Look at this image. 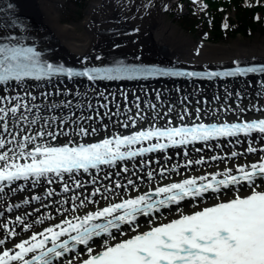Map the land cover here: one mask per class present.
<instances>
[{"label":"bare ground","instance_id":"obj_1","mask_svg":"<svg viewBox=\"0 0 264 264\" xmlns=\"http://www.w3.org/2000/svg\"><path fill=\"white\" fill-rule=\"evenodd\" d=\"M11 1L20 6L17 0ZM167 1L169 0H158L157 7L148 12L142 10L136 15L125 13L129 18L128 23H131L126 27H119L120 25L107 22L111 14L100 9L102 3L90 0L84 10L81 23L78 24L83 26V30L76 32L71 25L59 22L53 8V0H23L26 15L21 18L15 17L17 27H10L4 22L8 18L5 16L6 13L18 16L17 12L7 10L0 12V35L25 34L30 39L24 40L36 44L37 49L40 46L45 50L42 56L47 60L80 68L93 67L107 60L112 61L106 55L123 53V51L133 53L140 62L163 63L165 67L174 65L173 62L176 61L190 63L189 65L193 66L207 65L206 67L182 65L191 69L219 68L223 64H234L232 62L264 59V41L258 46L247 49H244L238 40L230 44H191L168 23L163 22L161 10ZM125 2L123 0L122 3L125 4ZM143 15H147L145 19ZM152 16L153 20H151ZM95 22L98 24L94 25ZM121 28L132 31L133 34L122 36L116 32ZM101 29L105 32L99 33ZM109 29H113L114 32ZM154 49H156L157 59L161 56L157 61ZM97 57L100 59L98 60ZM244 80H222L212 83L185 80L173 83L155 79L139 81L135 84H105V82H85L81 79L63 78L61 81L49 78L44 81L25 80L19 84L10 82L11 86L0 85V96L19 95L24 97L22 102L30 106L34 105L31 112L21 110L28 117L27 121L10 123L14 134L20 132L21 128L25 129L23 134H34L40 130L36 124H44V120L47 119L51 125L49 130L56 132L63 130L66 133V135H58L55 141L46 140L51 144L59 145L69 140L84 143L97 137H112L127 131L150 128L144 127L145 124L158 123L161 125L157 127H166L188 125L194 122L205 123L217 118L219 121H230L264 116V87H262L264 76ZM5 88H7L6 91ZM25 92L31 93V96H35L36 99L33 101L31 96H25ZM187 102L189 103L185 104ZM172 103L181 105L170 106ZM157 105H161V108L156 109L155 112L146 110ZM53 117H55L54 120ZM33 119H37L36 124H31ZM61 120L64 123H61ZM81 127L88 129L90 133L91 129L95 128L96 132L88 136L77 135ZM0 134L11 139L6 133ZM262 135L264 134H252L248 137L239 135L147 153L118 161L115 166L104 165L99 169H90L88 173L79 171L71 177L65 174L63 181L52 176L51 184L47 182V178H41L36 183H33L32 179L16 181L0 193V214H2L0 225L7 224L9 229L14 228L19 235L6 237L3 235L5 229L0 228V238H4L6 243H9L11 240L19 242L21 238L30 236V232H24V226L15 221L17 215L21 216L26 224H31L33 230H43L46 226H54V223L60 222L61 219V212L57 209L63 211V209L71 208L73 204H79V200L72 201L73 195L79 196L80 199L88 197L94 201V203H88L86 207L79 208L75 213L82 217L87 212L95 211L111 203H119L123 199L146 194L169 183L199 178L202 175L210 177V174L222 173L240 165L258 162V157L264 155L259 152L260 148H264ZM48 139L51 138L48 137ZM41 142L43 141H37V143ZM162 142H166L165 139ZM249 143L258 149L257 153H247ZM8 147L18 150L14 144ZM29 147L31 148L32 145ZM5 150L7 149L0 151ZM233 152H236L237 156H232ZM190 160L193 161L192 164H188ZM196 160H203V163L196 164L194 163ZM125 167L128 171H124ZM149 172L153 173L151 178L148 176ZM93 178L95 183L92 182ZM117 178L121 179L117 182L122 185L120 188H116L115 185L92 187V185ZM129 180L133 181V184H129ZM77 181L82 183L79 189L75 188ZM65 182L72 189L70 192L61 191L52 197H47L48 190H63ZM97 188L100 192L96 196H91ZM239 191L243 195L248 189L240 187ZM215 195L207 194L203 203L211 205L214 203ZM232 195L234 192L230 187L223 190L221 198ZM34 196H39L41 199L33 200ZM25 200L29 203L25 204ZM64 200H68L69 203L61 204L60 201ZM17 204L20 205L19 208L15 207ZM180 207L185 212L194 210L192 202L187 200L182 202ZM9 208L12 210L8 211ZM162 211L168 219L175 216V213L168 209ZM49 215L53 217L52 220L45 219L44 224L35 223ZM64 216L72 218L69 213H64ZM138 220L141 228L147 227L144 217H139Z\"/></svg>","mask_w":264,"mask_h":264},{"label":"snow or ice","instance_id":"obj_2","mask_svg":"<svg viewBox=\"0 0 264 264\" xmlns=\"http://www.w3.org/2000/svg\"><path fill=\"white\" fill-rule=\"evenodd\" d=\"M223 27L227 29L228 24L225 22ZM6 39L14 41L16 37L9 36ZM256 72L264 73V66H237L231 71L197 73L119 62L113 67H92L74 72L63 66L42 64L40 53L33 47L0 44V85L5 86H11L10 82L23 83L26 78L41 80L58 73L69 78L86 77L89 81H114L149 76L235 77ZM24 95L31 96V93L25 92ZM31 99L34 101L36 97L31 96ZM23 100L24 97L19 95L0 96V133L11 137L7 139L0 134V150L7 149L0 151V193L16 181L32 179L36 183L41 178H47L51 184L52 176L63 181L65 174L71 177L80 170L88 173L90 169H99L101 165L115 166L118 161L170 146L207 142L220 137H238L241 133L245 137L254 133L264 134V119L257 118L244 123H198L190 127L149 128L131 135H115L97 143L70 146L72 141L69 140L62 146H53L44 138L56 140L58 135L66 133L63 130H49L51 125L47 119L34 134H23L24 128L18 133L12 132L10 123L28 120L21 110L31 112L34 107ZM36 123L37 119L31 120V124ZM95 132V128L90 133L81 127L77 135L88 136ZM153 139L157 142L151 143ZM162 139L167 142H160ZM261 139H264V135ZM38 140L43 142L37 143ZM145 141L149 142L148 147L132 150L133 145ZM13 144L18 150L8 147ZM246 151L255 154L258 149L249 143ZM259 152L264 153V148H260ZM232 156H237V153L233 152ZM192 163L188 161V164ZM194 163L201 164L203 160ZM124 171L128 169L125 167ZM236 173L227 169L211 175L210 179L204 175L183 179L182 182L157 187L152 194L123 199L122 202L87 212L82 217L75 213L94 201L73 195L72 201L79 200V204H73L63 211L57 209L61 212L60 222L46 226L43 230H33L31 224H26L17 215L15 221L23 225V231L30 232V236L9 243L0 238V264H264V155L258 157V162L238 166ZM152 175V172L148 173L149 178ZM219 176L223 178L218 179ZM92 182H96L95 178ZM128 183L133 184V181L129 180ZM81 187V182H75V188ZM115 187L120 188L122 185L116 183ZM230 187L234 195L222 199L223 190ZM240 187H246L248 191L241 195ZM71 190L65 182L63 192ZM99 192L97 188L91 196ZM209 193L216 194L211 205L203 203ZM54 195L53 190L47 191V197ZM153 196L163 198L153 199ZM32 199L40 200L41 197L34 196ZM186 200L192 202L193 211L185 212L180 207ZM24 203L28 204L29 201L25 200ZM60 203L66 204L69 201ZM15 207L19 208L20 205ZM163 209L174 212L175 216L168 219ZM64 213L71 214L72 218H66ZM141 216L145 218L146 228L140 227L138 218ZM45 219L52 220L53 217L49 215L35 223L44 224ZM0 228L5 229L3 235L6 237L19 235L14 228L9 229L7 224L0 225Z\"/></svg>","mask_w":264,"mask_h":264},{"label":"rangeland","instance_id":"obj_3","mask_svg":"<svg viewBox=\"0 0 264 264\" xmlns=\"http://www.w3.org/2000/svg\"><path fill=\"white\" fill-rule=\"evenodd\" d=\"M80 1V5L78 4ZM99 3H102L100 7L103 12H109L111 14V18L108 19L107 22L110 24L120 25L119 27H126L131 22L128 23L129 18L126 17L125 13H129L131 15H136L137 12H142V10H146L148 12L150 9H154L157 7L158 0H125V4L122 3L123 0H97ZM192 4L195 2L200 3L202 5V13L207 15L206 20H209L207 27H190V21H187L184 18H179L180 15L187 13L186 2L187 0H169L167 4L162 8L161 14L163 17V22L168 23L170 27L174 28L176 32L180 33L182 37L188 39L191 44L195 43H223L230 44L235 40H238L242 43L244 49L251 48L252 46H258L264 41V0H189ZM90 0H53V8L55 13L58 15V20L60 23L69 24L73 27L76 32H80L83 30V26H79L81 23V19L84 15V10L89 4ZM177 4V9L173 10ZM195 7V5H193ZM167 8V10H166ZM217 13L220 19L229 18L227 22L228 28L225 29L222 27H213L218 28L220 30L219 35H224L223 39L214 38V32H212L211 22H214V16ZM147 14V13H145ZM124 15V16H123ZM122 16V17H121ZM147 15H143L145 19ZM122 18V19H121ZM142 18V17H141ZM128 19V20H127ZM140 19V18H139ZM153 20V16L151 18ZM193 21L192 19H190ZM5 24L10 25L9 21L5 20ZM127 22V23H126ZM98 24L95 22L94 25ZM91 25V24H90ZM13 26V25H12ZM130 27V26H129ZM241 31H237V30ZM243 29V32H242ZM114 32L113 29H109ZM108 31V30H106ZM105 30H99V33H104ZM118 34L124 35H132V31H127L126 29L121 28L120 31H116ZM200 35V36H198ZM248 42V43H247ZM251 45V46H250ZM40 47V46H39ZM156 49H154V56L156 61L161 58V56L157 59V53H155ZM124 52V51H123ZM126 52V51H125ZM103 57V56H102ZM136 60H139L138 58ZM230 62V61H229ZM179 65L192 66V67H206L207 65H189L186 62H173ZM250 80V79H246ZM244 80V81H246ZM189 102L185 103L188 104ZM181 104L172 103L170 106L178 107ZM160 106V107H159ZM186 108L189 106H185ZM161 105L153 106L146 108L148 112H155L156 109H160ZM63 116V115H62ZM216 119L215 117H211ZM218 119V118H217ZM64 123V122H63ZM39 124V125H38ZM158 124V123H153ZM37 126L40 129L43 127V123H37ZM149 125V124H145ZM48 141H55L47 138H44ZM68 142V141H66ZM73 142V141H72ZM121 179H111L106 180L105 182H101L95 185H92L93 188L98 187H108L111 185H115L117 182H120ZM102 184V185H101ZM63 190L54 191L55 194L60 193ZM60 195V194H59ZM62 196V195H61Z\"/></svg>","mask_w":264,"mask_h":264},{"label":"trees","instance_id":"obj_4","mask_svg":"<svg viewBox=\"0 0 264 264\" xmlns=\"http://www.w3.org/2000/svg\"><path fill=\"white\" fill-rule=\"evenodd\" d=\"M72 1H75V0H72ZM187 1H188V2H186L187 13L180 15L179 18L182 17V18L186 19L187 21H190V27H207L209 25L208 22H210V21L206 20V18L208 16L201 12L202 11L201 10L202 5L200 3H197V2H195V4H192L189 0H187ZM78 4L80 5V1H78ZM193 5H195V7ZM176 9H177V4H175V7L173 10H176ZM214 14L216 16H214V22H211L210 27L212 28V32H214V34H216V35H214V38L223 39L225 36L219 35L221 29L213 28V27H221L222 24H224L225 22L227 23L229 21V18H225L222 20V19H220L219 15L217 13L214 12ZM190 19H192L193 21H191ZM237 31H241V30L238 29ZM242 32H243V29H242ZM198 36H200V35H198Z\"/></svg>","mask_w":264,"mask_h":264},{"label":"water","instance_id":"obj_5","mask_svg":"<svg viewBox=\"0 0 264 264\" xmlns=\"http://www.w3.org/2000/svg\"><path fill=\"white\" fill-rule=\"evenodd\" d=\"M264 76V73H260V74H253V75H250L249 78H254L256 76ZM64 77H60V78H55V79H60L61 81L63 80ZM66 79V78H65ZM72 79V78H71ZM74 80L76 79H81V80H84L85 82H104V81H89V80H85L83 79L82 77H76V78H73ZM233 79H242L243 80V76H236V77H232V78H229L228 80H233ZM159 80V79H158ZM161 80H165V82H173V83H180V82H183V81H190L189 79L187 78H184V77H176V78H169V77H163ZM139 81H142V80H131V81H127V80H119V81H116V82H110V81H105V84L106 83H115V84H134V83H139ZM191 81H205L207 83H212V82H219V81H222V80H215V79H203V80H195V79H192ZM149 194H152L151 192H149Z\"/></svg>","mask_w":264,"mask_h":264}]
</instances>
